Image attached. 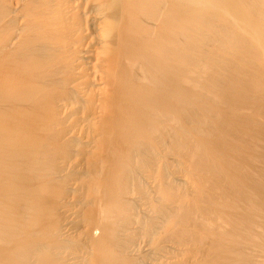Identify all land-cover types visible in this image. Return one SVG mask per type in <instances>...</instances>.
Instances as JSON below:
<instances>
[{"label":"bare ground","instance_id":"bare-ground-1","mask_svg":"<svg viewBox=\"0 0 264 264\" xmlns=\"http://www.w3.org/2000/svg\"><path fill=\"white\" fill-rule=\"evenodd\" d=\"M0 264H264V0H0Z\"/></svg>","mask_w":264,"mask_h":264}]
</instances>
